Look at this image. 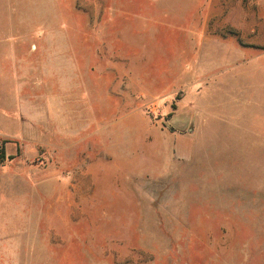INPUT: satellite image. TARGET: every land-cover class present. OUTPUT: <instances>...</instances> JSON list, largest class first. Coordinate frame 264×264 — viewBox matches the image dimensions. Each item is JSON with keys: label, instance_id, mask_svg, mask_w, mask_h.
I'll return each instance as SVG.
<instances>
[{"label": "rangeland", "instance_id": "374dc122", "mask_svg": "<svg viewBox=\"0 0 264 264\" xmlns=\"http://www.w3.org/2000/svg\"><path fill=\"white\" fill-rule=\"evenodd\" d=\"M0 264H264V0H0Z\"/></svg>", "mask_w": 264, "mask_h": 264}]
</instances>
